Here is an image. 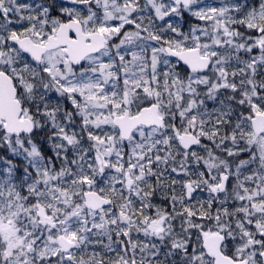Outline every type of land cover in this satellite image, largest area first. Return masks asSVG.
Here are the masks:
<instances>
[{"label": "snow or ice", "instance_id": "6c2138e0", "mask_svg": "<svg viewBox=\"0 0 264 264\" xmlns=\"http://www.w3.org/2000/svg\"><path fill=\"white\" fill-rule=\"evenodd\" d=\"M0 264H264V0H0Z\"/></svg>", "mask_w": 264, "mask_h": 264}]
</instances>
